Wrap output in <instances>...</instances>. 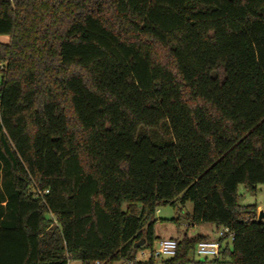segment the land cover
<instances>
[{
    "label": "trees",
    "instance_id": "trees-1",
    "mask_svg": "<svg viewBox=\"0 0 264 264\" xmlns=\"http://www.w3.org/2000/svg\"><path fill=\"white\" fill-rule=\"evenodd\" d=\"M0 37V264H157L188 203L232 247L162 264H264V0H0Z\"/></svg>",
    "mask_w": 264,
    "mask_h": 264
},
{
    "label": "rangeland",
    "instance_id": "rangeland-1",
    "mask_svg": "<svg viewBox=\"0 0 264 264\" xmlns=\"http://www.w3.org/2000/svg\"><path fill=\"white\" fill-rule=\"evenodd\" d=\"M0 41L8 43V37H0ZM0 74V85H1ZM238 204L242 207L256 205L259 212H264V185L257 188L255 192L249 191L245 186L240 185L238 188ZM193 213V204L188 203L184 208L180 205L173 207L171 205L158 206L154 213L155 227L154 232L156 238L159 240H179L183 241L186 237L189 239L197 238L199 236H206L210 240L215 241L219 239V234L224 230L217 229L214 225L201 224L193 225L188 216ZM158 241L154 245V249L158 247ZM229 244L232 247V240L230 238L224 240L223 245ZM153 249L145 246L142 250H137L136 262H147ZM189 258L195 262H204L205 258L200 257L196 253V249L189 253ZM212 261V259H208ZM70 264H81L79 261H71ZM157 264H162L159 259Z\"/></svg>",
    "mask_w": 264,
    "mask_h": 264
},
{
    "label": "built area",
    "instance_id": "built-area-1",
    "mask_svg": "<svg viewBox=\"0 0 264 264\" xmlns=\"http://www.w3.org/2000/svg\"><path fill=\"white\" fill-rule=\"evenodd\" d=\"M226 235L233 240V234L229 233L228 229H224L219 234V239L215 241H201L197 244L196 253L198 256L205 259H217L220 257L221 239H224ZM178 249V243L174 239L161 240L158 242V247L154 249L150 255V258L155 259H170L175 257ZM132 264V263H130Z\"/></svg>",
    "mask_w": 264,
    "mask_h": 264
},
{
    "label": "water",
    "instance_id": "water-1",
    "mask_svg": "<svg viewBox=\"0 0 264 264\" xmlns=\"http://www.w3.org/2000/svg\"><path fill=\"white\" fill-rule=\"evenodd\" d=\"M264 220V212H260L258 215V222H262ZM143 246V242L140 243L139 246H136V249L140 248Z\"/></svg>",
    "mask_w": 264,
    "mask_h": 264
},
{
    "label": "crops",
    "instance_id": "crops-1",
    "mask_svg": "<svg viewBox=\"0 0 264 264\" xmlns=\"http://www.w3.org/2000/svg\"><path fill=\"white\" fill-rule=\"evenodd\" d=\"M258 213H260V212H259V209H258ZM211 241H212V240H211Z\"/></svg>",
    "mask_w": 264,
    "mask_h": 264
}]
</instances>
